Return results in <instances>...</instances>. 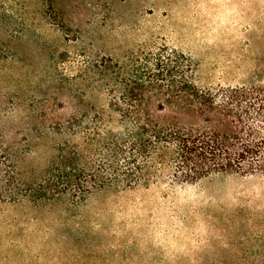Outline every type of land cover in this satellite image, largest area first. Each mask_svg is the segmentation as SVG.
Listing matches in <instances>:
<instances>
[{
	"label": "rangeland",
	"instance_id": "1",
	"mask_svg": "<svg viewBox=\"0 0 264 264\" xmlns=\"http://www.w3.org/2000/svg\"><path fill=\"white\" fill-rule=\"evenodd\" d=\"M158 53L191 65L197 87L252 94L248 104L258 109L264 0H0V119L14 122L2 123L3 145L28 150L31 132L20 121L44 98H57L53 109L69 115L74 95L106 97L100 78L86 75L96 65H112L109 78L120 82L135 58ZM35 157L27 154L26 168ZM169 183L104 191L81 205L0 203V264L264 260V173Z\"/></svg>",
	"mask_w": 264,
	"mask_h": 264
},
{
	"label": "trees",
	"instance_id": "2",
	"mask_svg": "<svg viewBox=\"0 0 264 264\" xmlns=\"http://www.w3.org/2000/svg\"><path fill=\"white\" fill-rule=\"evenodd\" d=\"M112 69L105 63L86 74L100 78L106 97L74 95L69 115L53 109L57 98L39 101L20 121L31 132L27 151L16 149L15 142L4 146L0 135V203L38 209L81 205L104 191L150 189L166 180L176 185L220 174L264 173V138L243 139L264 131V105L248 104L252 94L203 90L193 81L191 65L164 53L135 58L130 77L120 82L110 80ZM64 90L57 86L54 94ZM255 119L256 127L250 125ZM2 123L14 124L0 119V128ZM36 153L40 161L26 168L27 154ZM243 264L264 260L243 259Z\"/></svg>",
	"mask_w": 264,
	"mask_h": 264
}]
</instances>
